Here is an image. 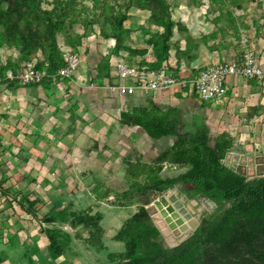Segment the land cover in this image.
Segmentation results:
<instances>
[{
	"label": "rangeland",
	"instance_id": "rangeland-1",
	"mask_svg": "<svg viewBox=\"0 0 264 264\" xmlns=\"http://www.w3.org/2000/svg\"><path fill=\"white\" fill-rule=\"evenodd\" d=\"M141 1L146 2L150 9L139 8ZM34 2L40 9L49 10L50 18L57 20L51 32L55 38L58 55L47 43V29L40 26L37 19L32 18L27 19H30L32 26L37 28L36 41L29 43L30 49L26 53L19 51L26 44L18 37V31L26 19L23 17L17 21V24L12 21L14 25L8 24L5 28L0 24V58H5L11 64L21 59H32L37 62L46 60L60 64L64 52H74L79 57L76 73L86 77L94 71L97 78L101 77L108 68L112 58L120 57L130 64L140 65L144 60L140 57L141 54L134 50H149L148 53L158 50L160 39L151 38V35L159 34L160 31L156 27L158 25L152 22L165 23L166 20L161 18L164 15H169L170 19L178 21L181 13L191 16L194 11H201L206 16V13L221 10L224 16H219L223 19L228 14L231 17V12L235 10L264 9V0H35ZM3 8L0 5V12ZM22 8L23 3L15 5L16 11ZM121 15H124L125 19L121 27L116 28L113 21ZM15 26L18 28L16 29ZM101 31L109 36L115 35L118 45H114L113 39L101 36ZM84 85H80L84 90L83 93L78 89V95L83 96H78L74 101L83 102L85 107L80 115H75L79 120H72L66 128H38L37 124L29 121L30 110L26 113L8 107L5 112L2 106L8 101L0 100V264H125L116 260L108 261L106 253L121 250V243L113 241L112 235L122 220L135 212L141 204L121 196V190L126 187L123 176L119 172L118 175L109 176L112 171L105 168V165L109 163L117 167L118 171L122 167L120 158L131 147L130 143L124 144L123 134L126 126L122 124H126V121L121 120L118 114L114 118L110 116L116 121L108 122L115 127L114 130H108L105 140L109 142L114 132L117 138L116 145L111 147L105 143L102 148L98 137L105 131L99 125L100 121L103 122L100 117L102 112H98L102 107L99 103L101 91L99 88H89ZM141 97L145 96L133 95L132 102H138ZM126 104V108L130 106ZM122 110L121 104L117 112H124ZM165 139H159L157 144L143 135L135 142L137 147L142 146L144 158L147 160L157 153L159 148H164ZM170 141L171 139L168 138L167 143ZM41 154L45 156L42 158ZM46 155H50L52 160H47ZM256 155L259 154L253 153V156ZM40 158L42 160L38 161ZM254 158L257 164L254 172H249V178L254 175L264 176V159ZM48 168L55 174L49 177L51 181L46 177L39 178V171L48 172ZM182 170L175 166L165 167L160 171V175L174 176ZM113 171L117 173V169L114 168ZM48 184L53 186L52 191L57 204L63 200L66 206L71 204L70 208L78 210L88 207L102 213L104 245L102 251L95 252L84 246L75 237L74 232L66 224H62L59 232L54 233L60 236L61 254L56 258L49 256L43 228L50 225L39 223L37 220L45 213L55 214L59 207L48 208L53 202ZM168 194H172L174 200L193 219L198 220L201 212L209 213L213 209L209 201L203 198L187 199L183 194L178 193L176 186H173L166 191L151 195L150 201L143 205L157 226L154 217L157 212L151 202ZM28 201L32 202L31 206H28ZM25 209L33 212L37 219H33ZM78 232L82 238L85 237L84 231L78 230ZM189 232L185 231L178 238L172 237L171 241L167 236H163V243L172 246Z\"/></svg>",
	"mask_w": 264,
	"mask_h": 264
},
{
	"label": "trees",
	"instance_id": "trees-1",
	"mask_svg": "<svg viewBox=\"0 0 264 264\" xmlns=\"http://www.w3.org/2000/svg\"><path fill=\"white\" fill-rule=\"evenodd\" d=\"M34 1L0 0L4 7L0 12V24L5 28L8 24L14 25L12 21L17 24L26 17L18 31L19 39L26 43L19 50L24 54L30 49L29 43L36 41L37 31L27 18L37 19L40 26L47 29L50 49L58 55L51 32L57 20L51 19L49 10L40 9ZM18 3H23V8L16 11ZM138 7L150 9L144 1ZM124 17L121 15L113 21L116 28L121 27ZM161 18L166 20L165 23L150 21L162 28L161 33L151 35V38L160 39V48L152 51L154 60L149 64L150 68L161 66L168 49L166 42L171 36L173 22L169 15ZM101 36L113 39L114 45H118L115 35L109 36L101 31ZM134 51L141 55L146 52L143 49ZM46 62L50 69L62 64V60L60 64ZM108 71L109 64L98 79L107 77ZM186 110L182 106L159 107L149 97H141L129 110L120 113L121 119L136 125L148 137H171L172 140L170 146L157 153L149 163L140 162L137 155L123 162L126 188L120 194L141 205L115 230L112 240L121 243L122 247L117 252H107V260L125 264H264V176L249 178L227 166L223 159L231 146L230 136L220 132L210 137L203 120L196 115L187 118ZM163 164L183 170L174 176L162 177ZM173 186L187 199L203 198L213 203V209L209 213H200L197 226L182 241L166 246L163 235L143 205L150 201L151 195ZM27 203L32 205L30 201ZM25 210L37 219L33 212ZM101 218L98 211L67 208L38 218L39 223L50 225L43 228L49 256L56 258L61 254L60 236L54 233L59 232L62 224H66L84 246L95 252L102 251ZM77 229L84 231L85 237L82 238Z\"/></svg>",
	"mask_w": 264,
	"mask_h": 264
},
{
	"label": "crops",
	"instance_id": "crops-1",
	"mask_svg": "<svg viewBox=\"0 0 264 264\" xmlns=\"http://www.w3.org/2000/svg\"><path fill=\"white\" fill-rule=\"evenodd\" d=\"M222 12L221 10H216L215 12L206 13L205 16L201 11H194L191 16L181 13L178 16V21L171 18L173 29L168 39L169 43L168 41L166 42L168 49L164 54L165 58L161 60L160 65H165L178 76L193 74L200 68L216 64L236 55L239 37L246 36L249 45L256 54L259 65L264 67V9H256L255 11L249 9L235 10V12H231V17L229 14L226 16V18H230L229 20L220 18V16H224L221 14ZM151 26L153 25L151 24ZM156 27L160 31L158 33H161L162 28L160 26ZM148 52L149 50L140 56L144 60H142V64L145 66H149L154 60L153 52ZM59 81L60 83L58 85L42 83L19 87L8 86L0 96V100L5 99V101H8V103L5 102L6 105L2 106V109L6 112L8 107H13V109L26 113L30 110V118L33 119L29 118V121L37 124L38 128H66L72 120L78 119L75 115H80L82 109L85 107L83 102L74 101L78 96H83L82 94L78 95V89L83 93L84 90L80 85H83L84 82L76 80V78L72 81L63 79ZM225 85L226 91L224 95L218 99L209 101L198 100L194 95L184 96L176 86L154 91L144 96L149 97L159 107H186L187 118L191 115L200 117L207 125L208 134L211 137L220 132L227 133L231 138L229 150L232 152V155L229 161L231 164L232 161L236 162L232 167L237 169L239 173L248 175L250 171L254 172L255 165L257 164L254 161V157L264 159V81L256 78L242 79L228 77ZM100 91L99 103L102 107H100L98 112H102L100 117L103 119V122L100 121L99 125L105 131L99 134V143L102 148L105 143L113 147L116 145V134L113 132L109 142L106 141V134L109 129L114 130L115 125L110 124L108 121L115 123L116 120L113 118L117 114L120 115L121 112L118 113L117 111L121 104L122 111L125 112L136 102H132L134 100L132 98L133 95L119 97L106 96L102 90ZM126 103L130 105L127 108ZM90 111L92 112V109ZM110 116H113V118ZM79 118L81 119V117ZM35 119L37 120L35 121ZM118 123L121 122L118 121ZM125 123L122 124V126H126V131L123 134V138L125 139L124 144L130 143L131 147L120 158L122 165L120 171H118L117 167H113L109 163L105 165V168L112 171L109 176L118 175V172L121 176H124L125 164L123 162L127 158H132L134 155H137L139 156L140 162L149 163L157 153L163 151L171 144V141L167 143L168 138L172 140L171 137H162L166 138L164 148H159L157 153L146 160L142 146L137 147L136 145L135 141L137 138L144 135L149 141H155L157 144L161 138L152 139L136 125H132L127 121ZM158 146L160 147V145ZM110 149L115 150L114 148ZM253 153H258L259 155L253 156ZM44 156L45 154H41L42 158ZM46 157L47 160H52L50 155H46ZM42 158L38 159V161L42 160ZM165 167L171 166L163 164L162 168ZM114 168L117 169V173H114ZM50 176H55L50 168H48V172L39 171L38 174L39 178L46 177L51 181ZM48 185L51 196L54 194L52 191L53 186L51 184ZM54 195L50 197L53 202L49 204L48 208L53 209L59 206L57 207V211L65 208L77 210L70 208L71 204L70 206L63 204V200H61L60 204H57ZM85 209H88L90 212L96 211L88 207ZM46 214L48 213L44 215Z\"/></svg>",
	"mask_w": 264,
	"mask_h": 264
},
{
	"label": "built area",
	"instance_id": "built-area-1",
	"mask_svg": "<svg viewBox=\"0 0 264 264\" xmlns=\"http://www.w3.org/2000/svg\"><path fill=\"white\" fill-rule=\"evenodd\" d=\"M61 60L59 67L50 69L46 61L37 64V61L32 59H21L11 64L5 58H0V96L10 85H38L44 82L58 85L61 79L72 81L76 78L83 81L86 87L99 88L106 96H144L176 86L184 96L194 95L198 100L209 101L224 95L228 77L256 78L264 81V67L259 65L246 36L239 37L236 55L185 76L176 75L165 65L150 68L130 64L119 57L110 59L107 77L98 79L94 71L86 77H81L76 74L79 65L76 53L64 52ZM231 155L232 152L228 150L223 162L232 167L236 162L230 163Z\"/></svg>",
	"mask_w": 264,
	"mask_h": 264
},
{
	"label": "bare ground",
	"instance_id": "bare-ground-1",
	"mask_svg": "<svg viewBox=\"0 0 264 264\" xmlns=\"http://www.w3.org/2000/svg\"><path fill=\"white\" fill-rule=\"evenodd\" d=\"M164 199L167 203V205L164 208L167 212V215L162 217L159 214V212L155 210L157 214L154 217H155V220L157 221L158 226L154 223V219H153V223L155 224L157 228L159 227L158 229L162 232L163 236L164 237L167 236L168 239H170L171 241L172 237L178 238L181 235H183V232H182L180 235L175 236L176 234L180 232V227H174L173 229L168 228V226L174 220L172 213L176 212L184 220L187 227H190L193 225V219L192 217H189V215H187L183 207L177 201L174 200L172 194H168L166 197L164 196Z\"/></svg>",
	"mask_w": 264,
	"mask_h": 264
},
{
	"label": "water",
	"instance_id": "water-1",
	"mask_svg": "<svg viewBox=\"0 0 264 264\" xmlns=\"http://www.w3.org/2000/svg\"><path fill=\"white\" fill-rule=\"evenodd\" d=\"M234 170L237 171V172H239L237 169H234ZM151 204L154 206L155 210H157L162 217L167 215V212L164 209L165 206L167 205V203H166V201H165V199H164L163 196H161L160 199H154L151 202ZM211 205H213V203H211ZM172 214H173L174 220L168 226V228L169 229H173L174 227H180V232L178 234H176L175 236H178L182 232L184 233L185 231H190V232L193 231L195 229V227L197 226V224H198V220L192 218L193 219V225L190 226V227H187L186 224H185V222H184V220L176 212H173ZM161 234H162V232H161ZM185 237L186 236L182 237L180 240H178V242L182 241ZM177 243H175V244H177ZM175 244H173V245H175Z\"/></svg>",
	"mask_w": 264,
	"mask_h": 264
}]
</instances>
